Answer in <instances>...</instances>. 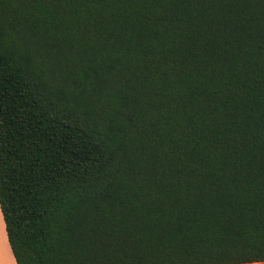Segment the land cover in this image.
Listing matches in <instances>:
<instances>
[{"label": "trees", "instance_id": "16d2710c", "mask_svg": "<svg viewBox=\"0 0 264 264\" xmlns=\"http://www.w3.org/2000/svg\"><path fill=\"white\" fill-rule=\"evenodd\" d=\"M0 214L15 264H264V0H0Z\"/></svg>", "mask_w": 264, "mask_h": 264}, {"label": "crops", "instance_id": "0c3cea01", "mask_svg": "<svg viewBox=\"0 0 264 264\" xmlns=\"http://www.w3.org/2000/svg\"><path fill=\"white\" fill-rule=\"evenodd\" d=\"M0 264H15L11 251L9 249L4 224L0 214Z\"/></svg>", "mask_w": 264, "mask_h": 264}]
</instances>
